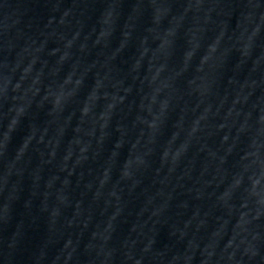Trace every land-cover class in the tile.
<instances>
[{
  "label": "water",
  "instance_id": "water-1",
  "mask_svg": "<svg viewBox=\"0 0 264 264\" xmlns=\"http://www.w3.org/2000/svg\"><path fill=\"white\" fill-rule=\"evenodd\" d=\"M119 0H0V264H113Z\"/></svg>",
  "mask_w": 264,
  "mask_h": 264
}]
</instances>
